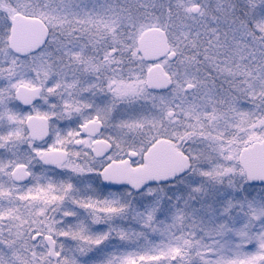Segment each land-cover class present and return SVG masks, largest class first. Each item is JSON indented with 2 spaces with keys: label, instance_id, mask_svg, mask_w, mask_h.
Wrapping results in <instances>:
<instances>
[{
  "label": "rangeland",
  "instance_id": "obj_1",
  "mask_svg": "<svg viewBox=\"0 0 264 264\" xmlns=\"http://www.w3.org/2000/svg\"><path fill=\"white\" fill-rule=\"evenodd\" d=\"M14 1L0 0L9 19L0 37V148L7 153L0 160V264H54L45 243L33 242L36 233L53 238L56 264H264V188L249 184L237 159L241 147L264 140V0ZM15 8L47 29L42 46L23 56L9 47ZM151 26L166 33L175 53L172 62L158 61L167 87L147 86L154 63L137 50ZM77 84L86 89L74 94ZM18 85L41 86L39 102L11 107ZM101 93L107 101L92 114L108 116L100 135L112 150L103 161L82 160L88 139L80 150L72 143L91 117L77 124L72 112L93 108L90 97ZM28 114L48 119L44 146L70 147L66 162L45 167L19 152ZM162 142L184 159L170 175L176 182L146 184L138 206L131 189L102 188L100 170L120 153L133 151L134 166H143ZM18 164L30 174L19 185L10 178ZM143 194L153 203L147 211ZM165 200L173 225L158 232L154 219L167 217ZM134 223L168 243L153 251L99 247L112 237L120 243L121 226Z\"/></svg>",
  "mask_w": 264,
  "mask_h": 264
},
{
  "label": "water",
  "instance_id": "obj_2",
  "mask_svg": "<svg viewBox=\"0 0 264 264\" xmlns=\"http://www.w3.org/2000/svg\"><path fill=\"white\" fill-rule=\"evenodd\" d=\"M198 7L194 6L192 12L196 13ZM47 38V29L41 21L35 18L24 17L15 14L11 20L9 47L19 54L24 55L30 51L36 50ZM138 51L146 61L157 60L165 55L169 60L175 58V53L170 52L165 33L156 27L146 29L137 40ZM153 77L157 78L160 86H166L167 81L161 73L159 66L153 67L149 71L148 85L156 87L153 83ZM191 85H187L185 90H190ZM40 87H26L19 85L14 91L15 100L27 108L37 101L40 97ZM29 138L38 143L43 142L49 135V125L46 118L30 115L25 120ZM110 149L107 142H98L94 147V155L100 157ZM133 156L132 154L130 155ZM247 162H241V166L246 176L251 181H257L264 184V145L261 149L253 151L247 156ZM245 157V158H246ZM43 163L46 165L61 163L65 155L61 152H52L43 155ZM148 166L137 170H130L127 166L128 161L123 164L111 165L103 172L102 181L106 185H114L122 182L130 183L134 188H139L148 180H156L168 176L179 168L181 160L165 143L158 145L147 156ZM28 178L26 167L24 165L16 166L11 172V179L14 182H24ZM47 246V257L57 261L59 255L55 252L54 242L51 237H45Z\"/></svg>",
  "mask_w": 264,
  "mask_h": 264
},
{
  "label": "trees",
  "instance_id": "obj_3",
  "mask_svg": "<svg viewBox=\"0 0 264 264\" xmlns=\"http://www.w3.org/2000/svg\"><path fill=\"white\" fill-rule=\"evenodd\" d=\"M6 4L8 3H13L15 4V1L14 0H3ZM56 2H58V0H55ZM16 5V4H15ZM16 10L14 11V14L15 13H23L21 12L19 9L15 8ZM145 21H141V23H144ZM8 24H9V19L6 18L5 15H3V13L1 12L0 10V37H3L2 34H5L8 30ZM130 27V24L128 25V28ZM5 43V40L3 41V44ZM2 44V43H1ZM0 44V45H1ZM11 107H14L16 109H19L21 110V108L14 102V100H12L11 104H10ZM13 128V127H12ZM25 128L23 127L21 129V131H23V135L20 139L21 141H23V144L20 146V149H19V152L20 153H28L30 155H32L34 157V154L36 152H38V149L39 148H42L38 145H36L35 143H32L27 137H25L26 135V130ZM13 134V133H11ZM10 137L9 136H5L4 139L8 140ZM24 139V140H22ZM12 140V145H14L15 143V139L11 138ZM18 150V149H17ZM7 153H6V150H3L2 148H0V160L1 159H4L6 157ZM171 182V183H170ZM170 182H167V183H164V184H167L166 185V188L169 187V184L172 185L173 182H176V181H170ZM177 184V183H176ZM175 184V185H176ZM153 186V185H151ZM156 189V188H154ZM161 190L164 189V186L160 188ZM169 192H170V189H169ZM134 194V193H133ZM141 198V203H142V206H143V210L144 211H147L148 209H150L152 206H153V203L151 201V198L150 197H146L144 194L143 195H140L139 196ZM167 197L170 198V193L167 195ZM137 195L134 194L133 197H131V200H133V203H136V200H137ZM149 201V202H145V201ZM145 202V204H144ZM134 205H137V204H134ZM138 206V205H137ZM145 206V208H144ZM149 206V207H148ZM171 206V202L169 200H165L162 202V204L160 205V210L167 216V217H162V216H156L155 219H154V224L160 222V226L159 228L157 229L158 232H164L165 230L168 229V227L172 224L173 225V217H169L167 215V213H170V210H169V207ZM203 218V217H202ZM199 223H203L202 219H198ZM122 228V231L124 232L123 234V237L120 241V243H116V241H114V237H112V240L111 238L109 239H106V240H103L101 241L100 244V248H108V249H111V248H116L118 246V248H122L124 249L125 251H130L129 248H134V247H137V245H139V247L137 248H141V249H144V248H149L148 250L149 251H153L154 250V247L156 246H159V245H165L167 241H164L163 238L161 239H158L157 238H153L152 235L151 236H148V232H147V228H144V227H140L138 226L137 224L134 223V225H124V226H121ZM173 228V227H172ZM204 226L201 225V230L198 232L200 233V239H203V236H202V230H203ZM156 240V241H155ZM197 240H199V238L197 237ZM168 243V242H167ZM159 244V245H157ZM128 247L129 248H125V247ZM139 251V250H138Z\"/></svg>",
  "mask_w": 264,
  "mask_h": 264
},
{
  "label": "flooded vegetation",
  "instance_id": "obj_4",
  "mask_svg": "<svg viewBox=\"0 0 264 264\" xmlns=\"http://www.w3.org/2000/svg\"><path fill=\"white\" fill-rule=\"evenodd\" d=\"M83 76H85V75L84 74H81V77H83ZM101 82L104 83V81H101ZM84 89H86V88H84L83 85L77 84V86L75 87V93L74 94H76V92H78L80 90H84ZM98 91H101V90H98ZM91 98H92L91 102H92V104L94 106L93 108H90V109H87V110H84V109L79 108V110H75V111L72 112L73 117H77V119H76L77 124L80 123L81 120L84 117H86V118L91 117V118H89V120H87L85 122L86 125H85L84 128L82 126H79L78 125L79 137H78V139H76V140L73 141L72 145L75 146L76 145L75 144V141H79V144H78V146L76 145V147H77V149L80 150L83 147V143L85 142V140L88 139L89 144H90L89 145L90 148L88 150L89 152H88V154H85V157L82 158V160H87V159L90 160V159H93V160L103 161L106 158L108 159V157H109L108 155L110 154L111 151L109 153L105 154L104 157H102L101 159H95L93 157V155H92V149H93L94 143L97 142V141H107V142H110L107 139H105L103 136L100 135L102 133V130H103L104 122L108 118V116L107 117H102L99 113L97 115L92 114V113H93V110L95 109V107H98L99 105L103 106L104 103H105V101H107V99L105 98V96L102 93H101V95L99 97L98 96H91L90 99ZM78 111H80V113H78ZM87 113L90 114L89 117L87 116ZM103 113L105 115H107V112L106 111H104ZM118 114H119V110L114 109L113 110V115L114 116L115 115L118 116ZM82 123H84V119L82 120ZM68 150H70V147H68V146H65L64 149H62V148L61 149H57V151H61V152H64L65 153L64 155L66 156L65 157L66 159H65L64 162H66L68 160V158H69V155L70 154L68 153ZM85 158H87V159H85ZM125 160H126V158H125V154L123 152V153H120L118 155V158H116L113 161V163H115V162H122V161H125ZM109 164L110 163H107L100 171H102ZM35 235L37 237L36 238H33L32 237L33 242H37L38 243L40 240H42V241L44 240L45 235L41 236L39 233H36L33 236H35Z\"/></svg>",
  "mask_w": 264,
  "mask_h": 264
},
{
  "label": "bare ground",
  "instance_id": "obj_5",
  "mask_svg": "<svg viewBox=\"0 0 264 264\" xmlns=\"http://www.w3.org/2000/svg\"><path fill=\"white\" fill-rule=\"evenodd\" d=\"M53 242H54V240H53Z\"/></svg>",
  "mask_w": 264,
  "mask_h": 264
}]
</instances>
